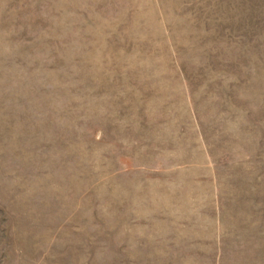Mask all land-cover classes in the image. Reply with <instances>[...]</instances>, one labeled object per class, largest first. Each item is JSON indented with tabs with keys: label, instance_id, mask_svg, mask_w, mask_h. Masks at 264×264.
I'll list each match as a JSON object with an SVG mask.
<instances>
[{
	"label": "rangeland",
	"instance_id": "374dc122",
	"mask_svg": "<svg viewBox=\"0 0 264 264\" xmlns=\"http://www.w3.org/2000/svg\"><path fill=\"white\" fill-rule=\"evenodd\" d=\"M0 264H264V0H0Z\"/></svg>",
	"mask_w": 264,
	"mask_h": 264
}]
</instances>
